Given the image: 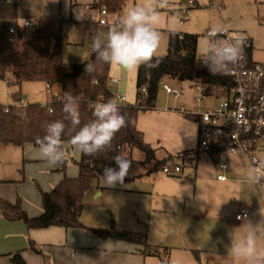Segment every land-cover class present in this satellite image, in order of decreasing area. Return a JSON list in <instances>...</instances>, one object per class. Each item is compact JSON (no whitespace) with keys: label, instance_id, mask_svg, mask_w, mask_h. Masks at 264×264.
Listing matches in <instances>:
<instances>
[{"label":"rangeland","instance_id":"obj_1","mask_svg":"<svg viewBox=\"0 0 264 264\" xmlns=\"http://www.w3.org/2000/svg\"><path fill=\"white\" fill-rule=\"evenodd\" d=\"M193 1L198 6L190 9L186 20L177 10L189 5V0H168V7L157 9L159 18L155 28L160 34V44L155 56H163L168 52L170 33L176 32L198 35L197 53L201 57L209 52L212 44L207 32L227 29L245 32L252 43L253 61L264 62V0ZM62 4L63 0H16V10L20 21L26 17L39 19L41 16H57ZM130 4H134V0H126L121 16ZM121 16L111 13L107 19L112 23ZM100 18L99 11L98 21ZM62 23L65 61L72 65L88 60L93 51L92 38L95 36L92 35L90 26L73 24L69 20ZM110 27L111 25L98 24L95 34L103 35ZM30 31L29 28L25 30L26 33ZM114 69L120 83L119 86H111L112 92L126 94L127 100L122 105H136V72L129 73L116 67ZM164 82L179 89L181 96L175 97L167 93ZM18 86L10 83L9 77L0 78V103L12 104V93L18 90ZM60 88V85L49 88L44 81H27L22 83L21 91L22 95H26V104L48 103L59 96ZM201 94L202 90L194 82L164 78L157 90L155 107L141 110L137 119L138 129L143 132L145 142L154 150L155 158L148 161L143 150L134 148L127 181L108 186L105 177L94 180L83 198L81 221L86 226L110 228L114 224L117 229L146 233L149 253L150 250L161 253L160 256H149L153 264H162L161 258L167 264H175L174 256L178 254L188 256L178 264H234L227 255L231 237L239 239L247 228L246 224L239 228L240 225L235 223V210L233 214L230 213L234 204L252 205L251 197L254 192L238 188L236 191L235 188L226 190L214 184L219 172L213 167L215 161L205 149L200 150L199 156L191 157L198 148L199 125L194 112L198 113L224 97L216 95L217 91H214L215 95H208L205 100L197 101L196 97ZM255 145L256 155L264 163V139L258 140ZM64 149L68 152L67 162L51 166L41 156L36 145L25 148L13 145L0 147V202L3 199H14L30 217L39 215L43 209V192L52 190L59 183L55 182L58 176H69L70 172L79 171L78 163L82 152L68 142L64 144ZM230 154L223 151L221 156L224 158ZM169 155L177 157L180 162L185 158L182 174L163 171L164 161H159ZM233 163L231 160V164ZM222 173L227 176L226 172ZM195 177L196 184L193 181ZM186 178L188 180L184 182ZM253 184L258 189L261 202L260 206L256 203L254 205L264 210V195L254 181ZM185 185L190 188L182 192ZM194 190H198L197 199L188 197ZM203 193H215L218 196L225 194L232 200L227 209L218 213V217H225L224 220H207L204 217L202 213L207 207L204 201L206 195L200 202ZM33 213L37 214L31 216ZM2 215L5 218L3 212ZM257 224L252 223L253 226ZM15 247L5 245L3 250L14 253L22 250ZM257 247L264 248V239L258 241ZM40 249L44 255L43 261L49 263L46 257L51 253L47 248ZM197 249L200 251L195 253L194 250ZM22 254L27 264H30L24 252ZM1 260L0 264H16L11 257L3 256Z\"/></svg>","mask_w":264,"mask_h":264},{"label":"trees","instance_id":"obj_2","mask_svg":"<svg viewBox=\"0 0 264 264\" xmlns=\"http://www.w3.org/2000/svg\"><path fill=\"white\" fill-rule=\"evenodd\" d=\"M126 0H95L94 6L107 8L110 13L120 14ZM18 19L16 0H0V78L9 77L10 83L21 85L27 81H44L49 88L60 85V93L42 106V102L28 103L26 107L18 108L16 103L4 105L0 103V146L25 143L36 145V138L45 135L46 125L55 120H64L63 97L65 92L78 98L81 126L90 122L93 104L97 101L106 102L113 98L109 85L111 65L96 60L92 51L88 60L81 63L68 64L64 59V34L59 16H41L38 25L26 33L19 30L14 40L9 41V24ZM198 35L193 33L171 32L168 52L163 56H154L149 66H140L137 73V104L118 105L120 113L125 117L126 124L114 136L112 146L107 151L97 155L82 153L79 161V175L65 176L51 191L43 192V212L30 217L19 202L12 203L1 200L2 212L9 221H24L31 229H41L50 226L87 228L101 238H114L134 243L144 244L149 249L147 234L117 229L114 224L110 228H88L81 221L83 198L94 180L104 178L106 167H115L112 158L121 155L130 160L134 148L143 150L147 160L155 158L154 150L145 142L144 134L138 129L137 119L141 110L155 107L157 90L164 78L191 81L201 85L208 95L217 91L216 95L226 96L234 84L230 76L225 75L218 65L209 60L200 63L197 53ZM243 50L252 60V43L243 44ZM87 63H95L93 77L84 73ZM212 71H210V69ZM10 75V76H9ZM10 79H13L11 81ZM147 86V94L143 95L141 88ZM22 98L20 92L14 94ZM9 107V111L5 108ZM52 109V111H49ZM67 125L63 143L70 142L75 130L70 120H64ZM38 146V145H36ZM226 145L221 143L213 146L209 152L217 156L224 151ZM67 159L62 163L65 164ZM162 161H159L161 163ZM126 176L124 181H127ZM36 252L41 250L31 243ZM151 254L160 256L158 250H150ZM198 251V250H197ZM0 254V258H1ZM11 260L16 264H27L22 251L11 254ZM162 264H167L161 258Z\"/></svg>","mask_w":264,"mask_h":264},{"label":"clouds","instance_id":"obj_3","mask_svg":"<svg viewBox=\"0 0 264 264\" xmlns=\"http://www.w3.org/2000/svg\"><path fill=\"white\" fill-rule=\"evenodd\" d=\"M166 7L168 0H142L140 4L128 5L118 22L105 34L93 36L92 50L96 60L129 73L136 72L142 65L149 66L160 44V34L155 28L159 18L157 9ZM226 51L231 62H236L242 53L239 45L230 46ZM96 71L95 63L85 64L84 73L93 77V83L98 82L94 76ZM63 100L64 120H70L72 127L78 129L71 136V145L83 154L92 156L110 149L115 134L126 124L116 99L96 103L92 111L93 119L82 126L78 98L71 92H65ZM64 120L48 123L45 135L36 138L41 156L51 166L66 159L62 137L66 135L68 127ZM112 160L115 167H106L103 171L108 186L123 183L132 167V161L121 155L114 156ZM189 188L185 185L182 192ZM261 215L264 216V213ZM238 219L243 221L239 228L245 224L247 228L239 239L231 237L227 255L234 264H264V248L257 247L258 241L264 239V220L253 226L246 215Z\"/></svg>","mask_w":264,"mask_h":264},{"label":"crops","instance_id":"obj_4","mask_svg":"<svg viewBox=\"0 0 264 264\" xmlns=\"http://www.w3.org/2000/svg\"><path fill=\"white\" fill-rule=\"evenodd\" d=\"M94 2L95 0H63L61 12L58 14L61 20V26L63 24L62 22L66 20H69L73 24L81 23L83 25H86V27L90 26L92 30V35H96L95 31L97 30L99 24L97 18L100 9L93 5ZM140 3H142V0H134V4H140ZM180 8L181 7L178 8L177 10L178 12L180 11ZM116 15L121 16V13ZM241 33H243L247 37L246 40L247 42L249 40V37L245 32H241ZM137 73L138 70L136 71V79H137ZM110 77H114L116 79L118 78L116 76V71L112 66L110 70ZM118 81H119L118 84H111L110 88L112 85L119 86L120 80L118 79ZM18 87H19L18 90L12 93L13 96L12 104L17 103L18 101V97L14 95L16 92H20L23 98L26 97V95H22V91H21L22 84L19 85ZM195 118L197 119L198 116L195 115ZM198 119L197 121L199 125ZM198 134H199V126H198ZM28 145H34V144L25 143L24 145L21 146H17V145H13V146L25 148ZM5 146L8 145H3L0 147H5ZM200 150L201 148L199 146V138H198V148L196 152H194L195 154L191 155V157L199 156L201 152ZM206 152L214 159L215 162L213 167L219 172L218 175L223 174L222 172L224 173L226 172L227 174V176L224 174L227 177L225 180L219 179L217 175V179L213 181L214 184L223 187L226 190L235 188L234 191H236V188H238L242 191L248 190L254 192V194H252L251 197L252 205L247 204L245 206L251 209V216H250L251 221L250 218L249 221L254 224L256 223L260 224L261 221L264 220V216L261 215V213H264V210L262 209V207H260L261 208L260 209L259 207H256L254 205V203H256L257 205L260 206L261 202L258 195V189L256 188V186H253L254 174H253V169L249 164L248 160L241 154H230V156H226L223 158L221 156L222 152L217 156L212 155L209 152V150H206ZM67 156H68V152H66V159ZM169 157H173V156L169 155L160 161H165ZM231 160L234 161L233 164H231ZM218 161H226L228 163L227 168L225 169L220 168L218 166ZM184 162H186V160L183 157L181 162L183 163L182 170L177 174H182L184 170L183 168ZM195 169H197V163L195 164ZM79 172L80 169L78 173L77 171L70 172L69 176L67 175L58 176L55 179V182L62 181L65 176L72 178L77 177L79 175ZM196 177H197V173H196ZM196 177L193 180L194 182L196 180ZM187 180L188 178H186L184 182H186ZM53 185L54 184H52V186ZM197 191L198 190H194V193L193 192L190 193L188 197L192 196L194 199H197L198 197ZM204 195H206L204 201H206L205 203L207 207L205 211L202 213L204 217L207 220L210 219L218 220L219 218L221 219V221L224 220L225 217H218V213L227 209L228 206L231 205L232 200L227 198L225 194L218 196L215 193H210V194L203 193L200 197V202L202 201ZM14 201H15L14 199H10V202L16 203ZM245 206H243L241 203L234 204V206L232 205V210L230 214H233V210H235L237 214ZM36 214L37 213H33L30 215L35 216ZM231 219L233 220V218ZM235 223L238 226L239 225L241 226L243 221H237L235 217ZM0 230L1 231L4 230L2 232L0 231V253L2 255L1 259L3 258V256L11 257V254L14 253L12 251L7 252L3 250V248H5V245L6 246L15 245L16 246L15 248H22V250H18V251L24 252L25 256L30 260V262L31 263L34 262V264H148V262L149 264H153V262L149 260V256H154V255L149 253V249H147L144 244L119 240L114 238H101L87 228H77V227L67 228L63 226H50L41 229H31L22 220L19 221L6 220L2 215L1 202H0ZM31 243H34L39 249L40 247L41 248L44 247L49 250L51 255L46 257V260L50 261L49 263L43 261L44 255L41 254V251L36 252L33 249L30 250ZM197 250H194L195 253H198L200 251ZM187 257L188 256H186V254L185 255L178 254L174 256L175 264L181 263L183 259H186Z\"/></svg>","mask_w":264,"mask_h":264},{"label":"built area","instance_id":"obj_5","mask_svg":"<svg viewBox=\"0 0 264 264\" xmlns=\"http://www.w3.org/2000/svg\"><path fill=\"white\" fill-rule=\"evenodd\" d=\"M189 5L180 8L184 20L189 18L190 9L198 6V3L189 0ZM101 18L99 24L113 26L118 22L117 18L110 23L107 16L111 14L107 8L100 9ZM38 25V18L26 17L21 21L16 19L9 24V41L14 40V35L21 29H33ZM207 36L212 41L209 52L200 57V63L205 64L213 60L222 72L230 76L234 84L229 90V94L224 96L218 103L203 108L200 112L194 114L199 118V146L201 149L210 150L213 146L221 143L226 145L224 151L231 154L243 155L251 165L254 174V181L258 185L261 193L264 195V163L256 155V142L264 138V62H255L249 60L247 53L243 50V44L247 37L238 31L223 29L209 30ZM239 45L242 49L240 57L236 62L228 60L227 49L230 46ZM13 81V79H10ZM118 79L109 78V85L118 84ZM48 86V85H47ZM163 86L167 93L175 97L181 96V91L172 88L164 82ZM202 90V94L196 97L197 101H203L208 94L203 91L201 85H197ZM143 95H146L147 86L141 88ZM118 105H122L126 100V94L113 93ZM97 101L93 104L94 105ZM24 98L18 99L16 106L18 108L26 107ZM9 111V107L5 108ZM223 152V151H222ZM218 166L222 169L227 168L226 161H218ZM163 170L169 174H177L182 170V163L177 157H169L163 163ZM218 178L225 180L224 174L218 175ZM251 216L249 207L242 208L236 214V220L241 216Z\"/></svg>","mask_w":264,"mask_h":264},{"label":"water","instance_id":"obj_6","mask_svg":"<svg viewBox=\"0 0 264 264\" xmlns=\"http://www.w3.org/2000/svg\"><path fill=\"white\" fill-rule=\"evenodd\" d=\"M9 2H11V0ZM42 106L47 107V103H43Z\"/></svg>","mask_w":264,"mask_h":264}]
</instances>
